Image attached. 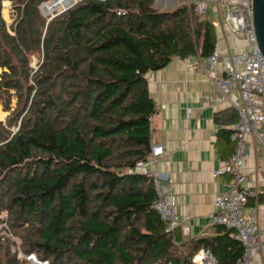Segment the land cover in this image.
I'll return each mask as SVG.
<instances>
[{
  "label": "trees",
  "instance_id": "trees-1",
  "mask_svg": "<svg viewBox=\"0 0 264 264\" xmlns=\"http://www.w3.org/2000/svg\"><path fill=\"white\" fill-rule=\"evenodd\" d=\"M3 1L0 212L22 251L51 264H195L206 249L235 264L243 246L231 230L215 225L222 235L198 239L167 232L151 207L152 174L132 170L151 152L147 74L174 57H208L211 19L186 3L161 11L155 0H79L43 32L46 0H8L9 24ZM223 114L229 138L238 115L231 107L217 120ZM11 242L0 235V264H25Z\"/></svg>",
  "mask_w": 264,
  "mask_h": 264
},
{
  "label": "crops",
  "instance_id": "crops-1",
  "mask_svg": "<svg viewBox=\"0 0 264 264\" xmlns=\"http://www.w3.org/2000/svg\"><path fill=\"white\" fill-rule=\"evenodd\" d=\"M216 33V43L223 51L245 45L243 39H236L231 32L224 31L220 37ZM205 59L198 54L174 57L165 67L147 74L149 92L156 104L150 118L151 142L163 147V154L154 161L151 173L172 180L175 210L181 221L173 234L176 232L180 239L224 233L211 224V217L215 198L228 190L232 178L231 174L216 178L211 174L231 157L236 144L231 135L227 138L220 134L232 125L224 114L218 120L217 115L231 106L209 79ZM248 152L245 170L248 183L257 186L261 193L256 204L253 199L248 201L244 213L247 215L258 206L264 238V151L249 145ZM184 225L189 227L188 231H184ZM252 264H264V253H256Z\"/></svg>",
  "mask_w": 264,
  "mask_h": 264
},
{
  "label": "built area",
  "instance_id": "built-area-1",
  "mask_svg": "<svg viewBox=\"0 0 264 264\" xmlns=\"http://www.w3.org/2000/svg\"><path fill=\"white\" fill-rule=\"evenodd\" d=\"M63 1V2H62ZM79 0H46L38 8L43 16V32L48 21L58 13L73 6ZM112 1V0H99ZM189 7L195 9L199 15L206 14L208 2L214 4L215 27L223 32L228 28L236 39H243L245 45L237 50L223 51L218 43L213 52L206 57L205 71L222 96L232 108L237 111L238 119L233 125L231 138L235 141V151L223 164L212 171L213 177L231 174L228 190L221 193L214 200V213L211 224L221 225L232 231L231 235L240 241L243 250L235 264H252L256 253H264V238L261 237L257 205L245 215V208L250 199L257 203L261 191L255 185L248 183L246 161L249 157V145L258 146L264 151V57L260 52L252 20V0H188ZM4 5L7 10L10 4ZM57 5L51 11L46 5ZM117 14H124L125 10L115 9ZM55 13V14H56ZM34 68V67H33ZM236 84V87L233 86ZM248 137L250 141H248ZM163 154L160 144H152L151 152L145 160L135 163L132 170L151 173L152 165L157 157ZM144 169V171H142ZM131 172V169L128 170ZM144 172V173H145ZM155 196L151 207L158 213L165 224L167 232L180 226L181 221L175 210V195L172 180L152 174ZM7 212L0 213V235L11 239V250L18 259L25 264H51L48 259L40 258L35 252H24L20 248V240L9 232L6 225ZM188 231L187 225L183 226ZM195 264H219L209 250L199 251L193 258Z\"/></svg>",
  "mask_w": 264,
  "mask_h": 264
},
{
  "label": "rangeland",
  "instance_id": "rangeland-1",
  "mask_svg": "<svg viewBox=\"0 0 264 264\" xmlns=\"http://www.w3.org/2000/svg\"><path fill=\"white\" fill-rule=\"evenodd\" d=\"M6 2H8L10 4L9 10H7L6 7H4V5L7 4ZM185 3L189 6L188 0H155L153 3V7L160 9L161 11H165V10L174 9L175 7L182 5V4H185ZM57 11H58V13H60V10H57ZM13 13H14V9L12 8L11 2L8 0L3 1L2 2V14H3V17L8 24L13 20V16H12ZM55 13L56 12H54V15L58 14V13H56V14ZM214 13H215L214 4L212 2H208L207 6H206L205 17H207L208 19L214 20ZM215 29L219 33V37L223 36L222 31L219 27H215ZM225 31L230 32L228 28H225ZM235 50H237V48ZM38 61H39V58L32 56L30 64L32 67H34V69H36L38 67ZM0 71H1V69H0ZM233 86L236 87V84L233 83ZM14 102H15V100L13 99L12 106H14ZM6 114L7 113L1 109V105H0V120H2ZM2 212H3V214H5V212H7V210H3L0 213H2ZM7 218H8V212H7ZM6 225H7V221H6Z\"/></svg>",
  "mask_w": 264,
  "mask_h": 264
},
{
  "label": "water",
  "instance_id": "water-1",
  "mask_svg": "<svg viewBox=\"0 0 264 264\" xmlns=\"http://www.w3.org/2000/svg\"><path fill=\"white\" fill-rule=\"evenodd\" d=\"M252 20L257 46L264 57V0H252Z\"/></svg>",
  "mask_w": 264,
  "mask_h": 264
},
{
  "label": "bare ground",
  "instance_id": "bare-ground-1",
  "mask_svg": "<svg viewBox=\"0 0 264 264\" xmlns=\"http://www.w3.org/2000/svg\"><path fill=\"white\" fill-rule=\"evenodd\" d=\"M63 2V1H62ZM57 5H51V4H47L46 5V9L48 10V11H51L52 9H54L55 7H56ZM7 226H8V224H7Z\"/></svg>",
  "mask_w": 264,
  "mask_h": 264
}]
</instances>
